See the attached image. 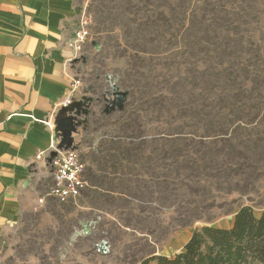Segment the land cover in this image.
I'll return each mask as SVG.
<instances>
[{
  "label": "rangeland",
  "instance_id": "obj_1",
  "mask_svg": "<svg viewBox=\"0 0 264 264\" xmlns=\"http://www.w3.org/2000/svg\"><path fill=\"white\" fill-rule=\"evenodd\" d=\"M73 1L89 187L59 204L47 175L5 264H133L264 211V0Z\"/></svg>",
  "mask_w": 264,
  "mask_h": 264
},
{
  "label": "crops",
  "instance_id": "obj_2",
  "mask_svg": "<svg viewBox=\"0 0 264 264\" xmlns=\"http://www.w3.org/2000/svg\"><path fill=\"white\" fill-rule=\"evenodd\" d=\"M78 18L73 0H0V250L5 257L14 224L53 174L44 154L58 140L47 123L55 124L73 94Z\"/></svg>",
  "mask_w": 264,
  "mask_h": 264
},
{
  "label": "trees",
  "instance_id": "obj_3",
  "mask_svg": "<svg viewBox=\"0 0 264 264\" xmlns=\"http://www.w3.org/2000/svg\"><path fill=\"white\" fill-rule=\"evenodd\" d=\"M152 263L264 264V211L257 213L252 207L241 206L234 212L232 226L195 229L180 252L172 256L149 252L133 264Z\"/></svg>",
  "mask_w": 264,
  "mask_h": 264
},
{
  "label": "built area",
  "instance_id": "obj_4",
  "mask_svg": "<svg viewBox=\"0 0 264 264\" xmlns=\"http://www.w3.org/2000/svg\"><path fill=\"white\" fill-rule=\"evenodd\" d=\"M85 24L78 20L74 31V51L77 54L81 51L85 39L87 37ZM82 83L76 79L72 86V97L63 103V107H67L73 103V95L79 94L82 91ZM47 125L52 131H55L56 126L53 122H48ZM59 141H54L51 144L50 151L44 156L50 157L51 152L58 151ZM40 158V157H38ZM54 169V185L48 193L59 204H68L80 198L83 191L88 187V182L85 179L86 167L77 150L58 151V156L51 164ZM44 200L41 199L40 202ZM0 264H5V256L0 250Z\"/></svg>",
  "mask_w": 264,
  "mask_h": 264
},
{
  "label": "water",
  "instance_id": "obj_5",
  "mask_svg": "<svg viewBox=\"0 0 264 264\" xmlns=\"http://www.w3.org/2000/svg\"><path fill=\"white\" fill-rule=\"evenodd\" d=\"M85 93L87 94V91ZM82 100L88 101L85 98ZM82 105V102L74 101L71 105L63 107L59 112L55 121V133L57 140L59 141L57 146L58 151L77 150L73 147V133L75 132V127L73 125V115ZM58 151L51 153L50 157L48 158V163L50 165L52 164L53 160L57 158Z\"/></svg>",
  "mask_w": 264,
  "mask_h": 264
}]
</instances>
